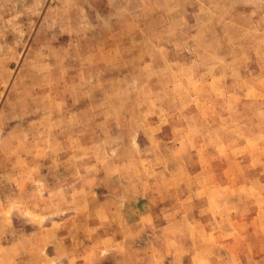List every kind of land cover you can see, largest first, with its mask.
<instances>
[{
	"label": "rangeland",
	"instance_id": "rangeland-1",
	"mask_svg": "<svg viewBox=\"0 0 264 264\" xmlns=\"http://www.w3.org/2000/svg\"><path fill=\"white\" fill-rule=\"evenodd\" d=\"M0 264H264V0H0Z\"/></svg>",
	"mask_w": 264,
	"mask_h": 264
}]
</instances>
